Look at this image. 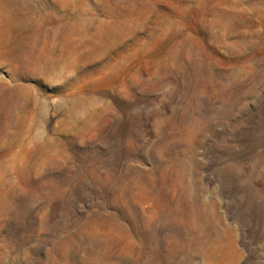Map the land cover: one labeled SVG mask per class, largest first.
<instances>
[{
  "label": "rangeland",
  "instance_id": "obj_1",
  "mask_svg": "<svg viewBox=\"0 0 264 264\" xmlns=\"http://www.w3.org/2000/svg\"><path fill=\"white\" fill-rule=\"evenodd\" d=\"M0 264H264V0H0Z\"/></svg>",
  "mask_w": 264,
  "mask_h": 264
}]
</instances>
